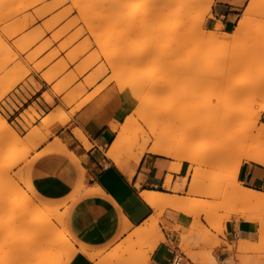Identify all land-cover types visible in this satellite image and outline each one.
Returning a JSON list of instances; mask_svg holds the SVG:
<instances>
[{
  "label": "rangeland",
  "instance_id": "rangeland-1",
  "mask_svg": "<svg viewBox=\"0 0 264 264\" xmlns=\"http://www.w3.org/2000/svg\"><path fill=\"white\" fill-rule=\"evenodd\" d=\"M43 1H40L41 3H36L31 9L27 7L28 11H22L24 9L19 8L23 13L19 12L18 14V8H15L18 11L15 10L17 12L14 11L13 15H18L17 19L20 17V20H16L17 23L14 21L16 19L15 15L4 21V16L7 18L12 14L10 13L9 16L5 14L7 10L3 9L5 10L4 13H0V17L4 14V20L2 19V22H4L1 23L4 24V26L6 25V28H4L0 23V53L2 54L3 52V55L5 54V58L0 54V117L2 120H5L8 125L7 129L0 131V134L5 138L8 136L7 140L3 139V143L0 142V147H3V149H10L0 154V160L5 155H9L15 159L9 170L5 172L7 173L6 176H2L0 172V208L9 207L10 203L14 201L22 202L24 191L29 192L30 196L28 200L30 209L27 208L24 211L22 210L15 220V223L13 222L8 226L9 229L7 227L0 233L1 244L12 241L10 239L17 240L15 248H13V250L11 249L12 251L10 250V252H6V254L0 253V258L3 254H5L3 255L4 258V256L9 253L8 256L14 258L12 264H40V262L45 264L46 262V259L41 260V258H39V252L40 249H42L40 248L41 246L33 247V251H28L29 246L25 245L22 241L30 235L23 231L26 230L25 222L28 220L29 215H31L30 210L33 207L32 205L41 203L50 206L45 202H41L33 195L35 190L32 183L35 179L50 173L51 166L47 171H41V169L48 164V162H45L46 157L54 153V151L46 149L44 150L45 152H41L43 155L41 159L31 158L30 155L32 154H28V156L24 155L22 146L13 149L14 146L17 145L14 143V136L20 141L27 140V142H29L28 146L35 151L39 145L46 142L49 137L53 136L60 128L66 126L70 121L69 117V119L64 121L65 125L60 128L58 127L57 130V126L54 123L52 124V121H43L44 116L53 113L57 109L64 110L62 107L70 110L74 107V103L76 104L79 100L92 96L101 86H105L106 84L104 89L111 91V94L117 93L121 96L118 91L119 86L129 89L133 86V81L136 80L138 76L141 75L142 77V75L146 73L151 74L154 72L152 81L165 82L166 87H164L161 93H152L148 91H134L129 93L126 91V101L121 98L127 109L126 115L118 122L120 128L122 126L128 127V133L130 134L131 132V136L132 130L135 127L133 121L137 119V110L130 105H138L143 103L142 101H146L145 103L150 102V104H146V108H144L146 111L149 110L148 112H150L151 110L153 111L151 108L156 103V105H158L157 111L175 109L176 111H182L184 114L197 112V114H202V120L205 119L207 121L214 111L226 103L225 101L227 99L225 94H218L216 92V73L222 67L215 64L214 57L210 55L218 50L220 46L215 44L216 42L209 41L207 35H204L207 29H205L203 25V20L207 15L204 14L191 21L186 19L183 24L177 19L178 14H184L186 18H189L187 15L191 14V12H203L205 9L203 0H192L187 7H179L176 5V3L183 0H101L100 3V0H92L91 2L88 0V2H85L87 4L90 2V5L84 4L90 7L87 8V6H84L83 8L85 9L78 8V5H76L77 0H65V3L62 1L63 4L58 3L61 2L60 0ZM52 1L57 2L59 7L54 6ZM117 2H121L120 9L117 7ZM47 4H50L48 6L51 7L53 5L55 9L50 11L51 7H48ZM74 4L76 6H74ZM135 5H139L140 10L134 15H126L129 8ZM245 7L240 12L238 20L243 15ZM260 8L264 9L262 6H260ZM261 9L260 11H264ZM9 10L11 12L12 9L9 8ZM31 10H34L35 13ZM39 11L41 15L44 16H41V19L40 13H38L39 15L36 13ZM44 11L48 12L45 13ZM20 14H22V17ZM25 14H28L26 19L28 20V18H30V20H25ZM29 14L31 16H29ZM37 16H39V19ZM256 19L258 18L254 19L253 24L260 25L264 23V15L258 20ZM12 20L15 23L12 22ZM24 22L28 23L27 26ZM198 22H202L201 28L192 30L190 25ZM15 24H18V26L16 27ZM22 25L25 26L22 27ZM188 25L191 30L186 29ZM13 27L14 30H17V33L19 32L18 34L15 33L16 31L13 33ZM38 28H40V30ZM234 28L230 32L225 33L231 34ZM39 31L41 32L38 33ZM261 31L256 34L253 32L244 34L236 43V46H234L233 50L235 53H237V51L241 52L240 57L238 54H234L236 56L235 59L243 58L245 59V64H243L241 68L242 71H236V74H234L230 82L245 81L249 77H258L264 73V67L257 70L254 69L257 59H254L252 56L249 57L254 50H256V53L260 54L261 57L264 56V26ZM42 32L43 35L41 34ZM27 33L32 35L30 36ZM34 33L35 35H33ZM36 34L39 35L37 36ZM40 35L42 36L40 37ZM21 36H23L22 40L20 38ZM26 36L28 37L26 38ZM19 39L20 41H17ZM210 42H212V44ZM148 45L153 46L152 54L143 58L142 64L135 68L133 75L128 73L125 75L128 67L131 65L132 58L139 50H142ZM216 46L219 47L217 48ZM2 56L3 59H1ZM12 57L14 58L11 59ZM261 57H259V61H261ZM111 58L114 59L111 60ZM4 59L10 62L8 63ZM5 62L8 65L3 69L2 66H5ZM110 63H112V65ZM13 64L17 66H13ZM118 78L121 81L118 80ZM116 80L118 82H116ZM104 83L106 84L103 85ZM42 89H48V91L42 93L40 97L41 102L45 105V101L52 97L57 90L60 93L59 96L54 99L51 106L46 105L48 110L46 114L42 113L35 103L29 105V102L32 101L31 98L35 97ZM103 90H101V92ZM98 94H96L92 100H94ZM142 97H144L145 100H143L144 98L141 99ZM258 98L261 100L264 98V90L261 91ZM132 101H134V103ZM19 111H21V113L17 114ZM206 115H208L209 118ZM14 117L16 118L14 119ZM260 117L257 124L258 128L261 125ZM138 120L137 122L142 125L143 121H149L150 119L147 117V119H144L142 122ZM252 120V116L238 118L233 121V127L237 128L241 122L250 123ZM224 123L226 122L224 121L221 124L223 129L228 127L227 123L225 125ZM130 127L132 129H130ZM46 133H49L48 136H46ZM129 134L128 137L130 136ZM115 135L116 133H114V137ZM257 135L258 133L254 132L252 137L255 138ZM208 137L214 143L209 146L210 149L225 147L228 149V154L232 155L234 154V149L239 148V140L236 139L233 133H226L223 137H216L214 135ZM20 141L19 143L21 144ZM107 149L108 147L106 150ZM231 155L224 161H217L215 164L207 166H194V170L186 171L185 176H187L188 180L191 175L198 177L199 181L194 185H190L189 181H187L182 190L177 191V188L181 187L180 185L183 184L181 180L180 184L176 183L172 188H166L172 193L171 196L182 197L186 199L190 205L194 204L189 207L187 214L180 213L183 216L182 222L175 225L173 228L175 231H181L179 240H181L180 243L183 248H181L178 243V252L185 254L188 259L191 256H195L194 258L209 256L216 262L212 253L213 249L221 244L227 245L226 241H221L218 239V236L224 238L226 225L229 222L232 220L239 222L235 219L224 220L225 215L227 216L229 213L235 212V210L242 209V206L229 196V187L232 182L230 183L227 174L236 161V158H231ZM172 160L173 163L177 162V160ZM173 163L172 165L175 164ZM182 163L186 165L187 170L189 164L186 162ZM246 164L256 165L253 163H242L236 181L243 187L245 186L241 182L239 174L242 166ZM1 200H3V202H1ZM23 206L24 204L22 202L18 206L9 208L6 211L10 212L14 209L19 211ZM249 209V212H255L254 215L257 218V220L255 219L254 222H252L254 223V228L252 230H254L256 234V241L247 245L242 241L232 242L227 245L231 255L225 264H264V206H252L249 207ZM61 212H63V210L61 211L59 209V218L55 220V216H51L50 221L57 230L61 231L64 227L68 233L66 211L63 215ZM192 212H194V214ZM159 218L160 216H156L152 219V222H145L141 226L143 229L147 228V230L144 229L147 233L138 240L133 239L132 242L121 245V250L126 249L127 253L130 252V259L136 260L139 264L143 263L145 257H147L161 242L159 240V235L162 234L160 229L158 231L154 230L153 233L150 232L154 225L153 223L161 222ZM60 219L62 222L65 221L62 223ZM240 221L248 224L245 221ZM7 229L10 232L7 233ZM54 230L55 229L51 231ZM119 243L108 252L103 250V255L115 254ZM75 245L74 243V246ZM244 246L249 249L247 252L237 251L238 248ZM43 249H45V245ZM63 249L64 247L61 248L62 252H64ZM182 249H184L185 252ZM21 252H24L26 255H21ZM13 255H16L15 257L19 256V259H15ZM84 260L85 258L73 259L70 264H80ZM42 261L45 262L43 263Z\"/></svg>",
  "mask_w": 264,
  "mask_h": 264
},
{
  "label": "bare ground",
  "instance_id": "bare-ground-1",
  "mask_svg": "<svg viewBox=\"0 0 264 264\" xmlns=\"http://www.w3.org/2000/svg\"><path fill=\"white\" fill-rule=\"evenodd\" d=\"M40 1L42 2L43 0H0V13H2V12L4 13L5 10H7V11H5V14H7L8 16L10 15V13H12L11 16H9L7 18H5L4 14H3L0 17V19H1L0 23L2 22L3 16L5 19V20L3 19L4 21L10 19L14 15L16 17L15 20L13 19L15 22H16V20H20L19 19L20 17H18V19H17L18 15L17 16H16V14L13 15L14 11L17 10L15 8H18L19 11L17 10L18 12L17 11H15V12H17L19 14V12L27 10L28 9L27 7H29L30 9H31V7L33 8V5H35L36 3H39ZM60 1L61 2H58L59 4L60 3L63 4V2L65 3V0H60ZM85 1L88 2V0H77L76 5H78V8L82 9L84 6L86 7L87 5H90V2L92 0H90L89 4H87ZM191 1L192 0L179 1L178 3H176V5H178L179 7H187V5ZM213 1L214 0H203V4L205 5V9L203 12H197V11L191 12V14L187 15L189 18H186L184 14H178L177 19L180 21V23L183 24V22H185L186 19L187 20L189 19L191 21L192 19L194 20L197 17L202 16L204 14L210 15L209 13H210V9H211V6L213 4ZM100 2H101V0L99 1V3ZM54 3L56 4L57 2H53V5L56 7H59L58 3L56 5ZM84 3H86L87 5ZM118 3H119V5H118ZM71 4H72V2H71ZM48 5H50V4H47V6ZM53 5H52V7L48 6V7H51V10L49 8L50 11L55 9V8H53ZM76 5L74 4V6H76ZM104 5H106V4H104ZM80 6H82V7H80ZM120 6H121V2H117L118 9H120ZM260 6H262L264 8V0H249L248 4L246 5V7L244 9L243 15L237 21L236 27L234 28V30L231 34H228V33L221 31L222 26L220 25V22L218 24H216V26L213 29L206 30V33L204 34V35H207V38L209 39V41L216 42L215 44H218L220 46V47L218 46L219 49L216 50L215 52H213V54H211L210 56L214 57L215 64L220 65L222 67L216 73V75H217L216 76V83H217V88H216L217 91L216 92L218 94H225L226 98H227L225 101L226 103L224 105L220 106L219 109L214 111L211 114V116H209L210 118L208 117V115H206L209 118L208 119L209 121L207 120L208 122L204 118H203L204 120H202V118H201L202 114L201 113L197 114V112L190 113V114L186 113V114H188V115H186V114L182 113V111H176L175 109H166V110L157 111L156 109H157L158 105H156V103H155V105H153V107H152V103H151V107H152L151 109H153V111L151 110L150 112H148L149 110L146 111V109H144V108H146L145 105L150 104V102L145 103L146 101L145 102L142 101L143 103L138 104L139 106L136 104L137 107H136V105H130V106L136 108V110H137L136 111L137 119H135L133 121L135 124L134 125L135 127L132 130V136L130 135L131 132H130V134L128 133L129 132L128 127L122 126L120 128L119 122L115 121V120L110 122V129L114 133H116V135H115L113 141L111 142L110 146L108 147V149L106 151L105 155L107 158L112 160L114 163L118 164L120 162V159L125 155L130 160H132L134 162H138L140 160V158L145 153L154 154L157 156L177 160V162L176 163L174 162L175 164L173 163L174 165L171 166V169L173 170L174 173H177L180 170L182 162L188 163L189 164L188 165V171H191V170L195 169L194 166H204V165L207 166V165L215 164L217 161L226 160L231 155V154L230 155L228 154V149L225 147H216V148L210 149L209 146L214 144V143L209 139L208 136L214 135L216 137L217 136L223 137L224 134H226V133H233L235 135L236 139L239 140L238 141L239 142L238 143L239 148L234 149V154L231 155V158H236V161L234 163V166L233 167L231 166L232 168H230V170L228 171V174H227V177L229 178L230 183L232 182V184H230L231 186L229 187V194H230L229 196H231V198L236 203H239L242 206L241 207L242 209L240 208L241 210H235V212L229 213L227 216L225 215V219H224L225 221L230 220V219H235L237 221L242 220V221H246V222H254V220L255 219L257 220V218L254 215L255 212H249V210H250L249 207H252V206L262 207V206H264V193L257 192V191H254L252 189L243 187L240 183H238L236 181L239 169H240L243 162L253 163V164H256L258 166L264 165V124H261L259 126V128L257 126L258 119L264 111V98L262 100L258 98L261 91L264 90V73L259 75L258 77H256V76L253 78L249 77L245 81H232V82H230L232 80L234 74H236V71L237 70L242 71L241 68H242L243 64H245L244 63L245 59H243V58L235 59L236 56L234 54H238V56L240 57L241 52L237 51V53H235L233 50L234 46H236V43L239 41V39L244 34H246L248 32H253L256 34L257 32L263 30L264 23L260 24V25L259 24H253L255 18L259 19L260 17H263V15H264V11H260V9H261ZM24 7H26V8H24ZM89 7L87 6V8H89ZM9 8L12 9L11 12H10ZM19 8L24 9V10L20 11ZM3 9H5V10H3ZM83 9H85V8H83ZM139 10H140V6L135 5L131 8H129V10L126 12V15H128V16L134 15ZM261 10H264V9H261ZM31 11L34 12V10H31ZM37 11H38V9H37ZM44 12L47 13L46 11H44ZM36 13L37 14L40 13V19H41V16H42L41 12L39 11ZM21 15L22 14H20V16ZM27 15L25 14V17L23 16L25 18V20H27L26 19ZM29 16H31V15L29 14ZM42 17H44V16H42ZM37 18L39 19V16H37ZM258 19H256V20H258ZM13 20H12V22H14ZM28 20H30V18H28ZM21 21H22V19H21ZM21 24H23V23H21ZM25 24L27 26L28 23H25ZM201 24H202V22H198L196 24L190 25V27L192 30L193 29L198 30L199 28H201ZM2 25L4 26V24H2ZM15 25H16V27L18 26V24H15ZM23 26H25V25H22V27ZM4 28H6V25L4 26ZM23 29H26V28H23ZM38 29L40 30V28H38ZM186 29L191 30L189 28V25H188V28H186ZM12 30H13V33L15 31H16L15 32L16 34L19 33V32L17 33V30H14V27L12 28ZM5 31H6V29H5ZM40 32L41 31H39L38 33H40ZM4 33H8V32H4ZM35 33L33 35H35ZM203 33H202V35H203ZM27 34H29L30 36L32 35L30 33H27ZM41 34L43 35V32ZM255 34H253V35H255ZM9 35L12 36L11 34H9ZM36 35L38 36L39 34H36ZM42 35H40V37ZM28 36H26V38ZM22 37L23 36L20 37L21 40H22ZM32 38H34V37H32ZM205 40H206V37H205ZM17 41H20V39ZM37 41H38V39H37ZM29 43H30V41H29ZM32 43H35V42H32ZM210 43L212 44V42H210ZM104 47H105V45H104ZM152 49H153V46L148 45V46L144 47L142 50H139L136 53V55L132 58L131 65L128 67L125 75L127 73L133 75L135 72V68L138 65L142 64L143 58L148 56L149 54H152ZM1 55H3V52ZM246 55H245V57H246ZM3 56L1 57V59H3ZM14 56L16 57L15 54H14ZM106 56H108V55H106ZM251 56L254 59H257L255 62L256 66L254 69L257 70V69L264 67V56L261 57L260 54L256 53V50H254L253 53L251 52V55H249V57H251ZM242 57H243V55H242ZM259 57H261L260 58L261 61L258 60ZM4 58H5V56H4ZM13 58L14 57H12L11 59H13ZM262 58H263V60H262ZM112 59H114V58H111V60ZM4 60H6L8 62L7 59H4ZM110 64L112 65V63H110ZM4 65L5 66H2V64H1L3 69H5L4 67H6L8 64L6 63ZM14 65H16V64H13V66ZM115 65H116V62H115ZM7 71H6V73H7ZM0 72H1V70H0ZM4 73H3V75L5 76ZM153 73L143 74L142 77H141V75L138 76V78L137 79L135 78L136 80L133 81L134 82L133 86L131 84L132 87H130L129 89H125L123 86H119L118 91L120 92L122 100L126 101V95H125L126 91L129 93L134 92V91H142V92L148 91V92H152V93H159V92L161 93L164 90V87H166L165 82H154V81H152V77L154 76ZM3 75H2V77H3ZM119 78H121V77H119ZM119 78H118V80H120ZM116 82H118V81L116 80ZM105 84L106 83H104L103 85H105ZM118 85H120V84H118ZM105 86H101L92 96L84 98L83 100H79V102L76 104L74 103L73 104L74 107L71 108L70 110L66 111V110L57 109L53 113H50V114L44 116L43 121H45V122L52 121V124L54 123L57 126V130H58V127L60 128V127H63L65 125L64 124L65 120L69 119V117H71L75 112H77L82 106H84L86 103H88L90 100H92L96 94H98L99 92H101V90H103L105 88ZM59 94L60 93L57 90V92H55L52 97L48 98L45 101L46 105L51 106L53 104L54 99L57 98L59 96ZM143 98L144 97H142L141 99H143ZM62 99H63V97H62ZM143 100H145V98ZM130 102H131V100H130ZM132 102L134 103V101H132ZM196 114L199 116H197ZM244 116H252L253 120L250 123L241 122L237 128H234L233 127V121H235L238 118L244 117ZM147 117L150 120L149 121H147V120L143 121L144 119H147ZM138 119L141 120V122L143 121L142 123L145 125L139 124L137 122ZM224 121L228 125V127L225 129H223V127L221 126L222 122H224ZM226 123H224V125ZM7 128H8V125L6 124V121L2 120L0 117V131L7 129ZM130 129H132V128L130 127ZM254 132L258 133L257 137H255V138L252 137V134ZM48 134L46 136H48ZM128 134L130 135L129 137H128ZM75 135H76L77 139L81 140L82 142H84L86 144L87 141H86V139H85V137L81 131L75 130ZM7 137L5 138L3 135L0 134V142L3 143L2 140L3 139L7 140ZM19 141L20 140L14 136V143H16L17 145H15L13 149H17L18 146H22L23 150H24V155L28 156V154H34V149L30 148L28 146L29 142H27V140H24V141L21 140L20 141L21 144L19 143ZM55 141H57V139ZM40 142H42V141H40ZM7 150H10V149H3V147H0V154L6 152ZM14 161H15V159L9 155H5L2 157V159L0 160V172H1L2 176L7 175V173H5V172H7L9 170L11 164ZM171 178L172 177L170 175H168L166 177V182H165L166 184L165 185L167 188L170 185ZM187 181H189L190 185H194L195 183H197L199 181V179H198V177L191 175L190 179L188 180L187 176H185L182 180L183 184L180 185L181 187L177 188V191L182 190V188L185 186ZM8 186H9V184H8ZM141 196L145 200V202L151 208H153L155 211L154 216H152L148 220L151 222H152V219L155 218L156 216H161L163 211L166 209H169V210H172V211L178 212V213L187 214L189 207H191V205H192V204L190 205L189 202L182 197L169 196V195H164V194H160L157 192H144V193H141ZM29 197H30L29 192L24 191V198L22 201L24 206L21 207V209L19 211H16L15 209L11 210L10 212L6 211L7 209L14 208V207L18 206L20 203H22L19 201H14V202L10 203L9 207L0 208V233L3 232V230H5V228L10 226L13 222L15 223V220L20 215V212L22 210L24 211L27 208L30 209L29 208L30 205L28 204ZM3 200H1V202H3ZM32 206L33 207L30 210L31 215H29L28 220L25 222L26 223L25 224L26 230L23 231L24 233L26 232V233H29L30 235H28V237L26 236L27 238L26 239L24 238V241H22V242L25 245L29 246L28 251L32 250L33 247L41 246L40 248H42V249H40V252L38 251L39 252V258H41V260L46 259L45 260L46 262L44 261L45 264H70L73 259H82V258L83 259L85 258V260L82 261L80 264H89V263H93V264H139L138 262H136V260L130 259V252L127 253L126 249L121 250V247H122L121 245L125 244V243L128 244L129 242H132L133 239L138 240L141 236H143L144 234L147 233V231L144 230V229L147 230V228L143 229L140 226V227L132 229L127 234L126 238H124L122 241H120L119 246L117 248V252L115 254L103 255L104 254L103 250H97V251H91L90 250L89 251V250H86V249L81 248V247L77 250L74 246L73 239L66 232L65 228L62 226L63 229L61 231H59L53 226L52 222L50 221L51 216H55L54 217L55 220H56V218H59V215H60V213H58L59 209L63 210V212H61L62 215L65 214V211H67L69 209L68 203L60 205V206H48V205H44V204L39 203V204H35ZM192 213L194 214V212H192ZM196 218H199V217H196ZM61 219H62V217H61ZM20 222H22V221H20ZM61 222H62V220H61ZM60 223H59V226H60ZM153 224L154 225L152 226V229L150 231L151 233H153L154 230L155 231L159 230V223L156 222ZM124 225H125L124 232H127L128 229L131 228V225L128 223L127 220H124ZM146 225H147V223H146ZM146 225H145V227H146ZM149 228H148V230H149ZM8 229H9V227H8ZM53 229H55L57 231H55V230L51 231ZM260 230H262V229H260ZM6 231H5V233H6ZM8 232H10V231L8 230L7 233ZM15 235H17V234H15ZM261 236H262V233H261ZM2 238H4V237H2ZM0 239H1V237H0ZM10 240H12V241H10ZM10 240H8L10 242H7V243L4 242V240H3L4 244L0 243V245H1L0 246V253L6 254V252H10L11 249L13 250V248H15V244H16L17 240H15V239L14 240L10 239ZM22 240H23V238H22ZM159 240L161 242L165 240L164 236L162 234L159 235ZM0 242H1V240H0ZM243 243L246 245L252 244V242H243ZM43 244L45 245V249H43V246H44ZM64 245L65 246L67 245V246L65 247ZM179 246L181 248H183L181 243L179 244ZM25 247H27V246H25ZM62 247H64V249H63L64 252L61 251ZM24 249H26V248H24ZM182 250L185 252L184 249H182ZM248 250L249 249L244 246V247L238 248L237 251L238 252H247ZM23 251H25V250H23ZM25 253H27V252L25 251ZM5 254H3V255H5ZM8 254L6 256H4V258H3V255L1 256L0 264H12L14 258H10L8 256ZM10 254H12V253H10ZM22 254H24V252H21V255ZM24 255H26V254H24ZM18 257H15V259H17ZM36 258H38V257H36ZM147 258H148V256L145 257V259L143 260V263H141V264H144L145 261L147 260ZM21 262H22V260H21ZM40 264H42V263L40 262Z\"/></svg>",
  "mask_w": 264,
  "mask_h": 264
},
{
  "label": "crops",
  "instance_id": "crops-1",
  "mask_svg": "<svg viewBox=\"0 0 264 264\" xmlns=\"http://www.w3.org/2000/svg\"><path fill=\"white\" fill-rule=\"evenodd\" d=\"M248 1L214 0L210 15L203 20L205 29L211 30L220 22L221 31L230 32ZM46 91L48 89H42L29 102V105L35 103L44 114L48 110L40 97ZM62 109L68 110L65 107ZM126 110L121 96L104 89L30 155L31 158L41 159L42 151H54L46 157L45 162L48 164L41 169L47 171L51 166L50 173L32 183L35 190L33 195L50 206L69 204L66 211L67 230L76 249L81 247L89 251L108 252L126 238L132 229L142 226L154 216V209L145 202L141 193L157 192L171 196L172 193L166 189V177H172L169 185L172 188L176 183L180 184L188 172L182 163L180 170L174 173L171 158L149 153L144 154L138 162L126 155L118 164L107 158L105 150L114 139L110 122L120 121L126 115ZM260 123L264 124V111ZM75 130L82 132L86 144L76 138ZM250 174L251 180L248 179ZM239 178L246 188L264 193V169L260 166H242ZM182 219L183 216L178 212L169 209L163 211L159 218V229L165 240L148 254L149 259L144 264H171L176 256L177 264H225L231 255L227 245L237 241H256V234L252 230L254 223L232 220L226 225L224 238L218 236L227 245L221 244L212 251L216 262L209 256H191L188 259L185 254L178 252L181 231L173 230ZM124 220L131 225L127 232H124Z\"/></svg>",
  "mask_w": 264,
  "mask_h": 264
},
{
  "label": "built area",
  "instance_id": "built-area-1",
  "mask_svg": "<svg viewBox=\"0 0 264 264\" xmlns=\"http://www.w3.org/2000/svg\"><path fill=\"white\" fill-rule=\"evenodd\" d=\"M178 262V256H176V258L173 259V261L171 262V264H177Z\"/></svg>",
  "mask_w": 264,
  "mask_h": 264
},
{
  "label": "snow or ice",
  "instance_id": "snow-or-ice-1",
  "mask_svg": "<svg viewBox=\"0 0 264 264\" xmlns=\"http://www.w3.org/2000/svg\"><path fill=\"white\" fill-rule=\"evenodd\" d=\"M260 167H261L262 169H264V165H261ZM248 179H249V180H251V179H252V176H251V174L249 175Z\"/></svg>",
  "mask_w": 264,
  "mask_h": 264
}]
</instances>
